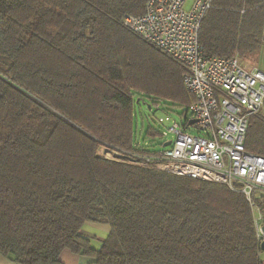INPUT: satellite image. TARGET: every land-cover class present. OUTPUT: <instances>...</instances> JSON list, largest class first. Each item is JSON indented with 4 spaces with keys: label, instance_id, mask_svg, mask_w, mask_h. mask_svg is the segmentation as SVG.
<instances>
[{
    "label": "trees",
    "instance_id": "obj_1",
    "mask_svg": "<svg viewBox=\"0 0 264 264\" xmlns=\"http://www.w3.org/2000/svg\"><path fill=\"white\" fill-rule=\"evenodd\" d=\"M146 1L0 0V253L13 261L59 264L69 250L93 264H263L243 194L98 152L131 144L135 95L192 99L183 67L121 23ZM263 32L264 0H213L199 43L245 56ZM244 144L264 157L262 116ZM86 222L109 224L100 247Z\"/></svg>",
    "mask_w": 264,
    "mask_h": 264
},
{
    "label": "built area",
    "instance_id": "obj_2",
    "mask_svg": "<svg viewBox=\"0 0 264 264\" xmlns=\"http://www.w3.org/2000/svg\"><path fill=\"white\" fill-rule=\"evenodd\" d=\"M186 1L147 0L142 14L126 13L121 20L124 28L183 67L182 83L192 99L182 106L180 122L167 114L158 118L167 129L160 135L173 137L157 151L135 136L127 148L102 144L98 152L106 159L218 183L243 194L261 241L264 157L248 152L244 143L250 119L264 103V70L243 68L237 55L205 54L199 32L213 0H193L189 9Z\"/></svg>",
    "mask_w": 264,
    "mask_h": 264
},
{
    "label": "rangeland",
    "instance_id": "obj_3",
    "mask_svg": "<svg viewBox=\"0 0 264 264\" xmlns=\"http://www.w3.org/2000/svg\"><path fill=\"white\" fill-rule=\"evenodd\" d=\"M193 0H187L184 8L189 9ZM264 35V32H263ZM236 55L239 57V64L246 69L252 68H260L264 70V46L260 51L240 56L238 53ZM139 99V102L136 100ZM169 100V99H168ZM168 102L172 107H168L162 102H156V104H152L154 101H150L148 98H143L140 96H134V104H133V115H132V126H133V138L137 136L140 142L144 144L148 150L157 151L164 148L163 143L171 139L173 135L171 133H167L168 135L162 136L160 133H164L167 130L161 124L158 123V118L163 117L165 114L169 115L171 118L180 122L181 113H182V103L177 100H169ZM152 102V103H151ZM146 104H151V109L147 108ZM258 115L264 118V103L257 113ZM153 132V133H152ZM92 233L91 244L96 247L101 245L100 243V233L99 229H89ZM102 242V241H101ZM262 253V254H261ZM260 258H264V251H261ZM263 260V259H262ZM264 264V260H263Z\"/></svg>",
    "mask_w": 264,
    "mask_h": 264
},
{
    "label": "crops",
    "instance_id": "obj_4",
    "mask_svg": "<svg viewBox=\"0 0 264 264\" xmlns=\"http://www.w3.org/2000/svg\"><path fill=\"white\" fill-rule=\"evenodd\" d=\"M101 230L100 233V243L105 239L107 236L108 232L110 231V226L108 223H92V222H86L82 229L81 232L88 237H92V231L89 229H99ZM99 246H96L95 248H98ZM263 252V251H262ZM262 254V253H261ZM264 254V253H263ZM264 260V258H262ZM93 260L89 257L82 256L76 253H73L69 250H63L60 253L59 256V264H93ZM0 264H22L18 263L16 261H13L12 259L6 257L5 255L0 253Z\"/></svg>",
    "mask_w": 264,
    "mask_h": 264
},
{
    "label": "water",
    "instance_id": "obj_5",
    "mask_svg": "<svg viewBox=\"0 0 264 264\" xmlns=\"http://www.w3.org/2000/svg\"><path fill=\"white\" fill-rule=\"evenodd\" d=\"M136 102H139V99H137ZM146 105H147V108H150V104H146ZM166 144H168V142L165 143L164 145ZM263 214H264V205H263ZM260 232L264 237V220H263L262 225L260 226ZM259 248L261 251H264V238L260 241Z\"/></svg>",
    "mask_w": 264,
    "mask_h": 264
}]
</instances>
